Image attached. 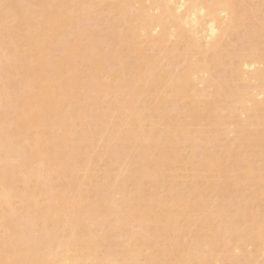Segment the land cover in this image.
Listing matches in <instances>:
<instances>
[{"label": "bare ground", "instance_id": "6f19581e", "mask_svg": "<svg viewBox=\"0 0 264 264\" xmlns=\"http://www.w3.org/2000/svg\"><path fill=\"white\" fill-rule=\"evenodd\" d=\"M261 16L0 0V261L260 264Z\"/></svg>", "mask_w": 264, "mask_h": 264}, {"label": "snow or ice", "instance_id": "6c2138e0", "mask_svg": "<svg viewBox=\"0 0 264 264\" xmlns=\"http://www.w3.org/2000/svg\"><path fill=\"white\" fill-rule=\"evenodd\" d=\"M15 6L12 5H5V8H14ZM261 8H262V16H261V40L262 45H264V0H261ZM17 18L18 15H17ZM261 242H262V249H264V222H262L261 225ZM0 264H40V262L37 261H11V262H5L0 261ZM76 264H113V262H107V261H89V262H76ZM115 264H132V262L128 261H120L115 262ZM136 264H175V262H169V261H141L136 262ZM183 264V262H182ZM190 264H197V262H190ZM249 264H254V262H249ZM260 264H264V259L260 261Z\"/></svg>", "mask_w": 264, "mask_h": 264}]
</instances>
